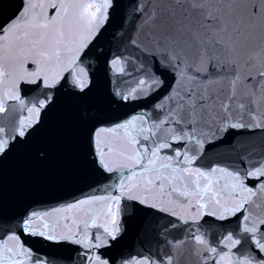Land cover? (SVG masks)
Wrapping results in <instances>:
<instances>
[{
  "label": "snow or ice",
  "instance_id": "snow-or-ice-1",
  "mask_svg": "<svg viewBox=\"0 0 264 264\" xmlns=\"http://www.w3.org/2000/svg\"><path fill=\"white\" fill-rule=\"evenodd\" d=\"M0 264H264V0H0Z\"/></svg>",
  "mask_w": 264,
  "mask_h": 264
},
{
  "label": "water",
  "instance_id": "water-1",
  "mask_svg": "<svg viewBox=\"0 0 264 264\" xmlns=\"http://www.w3.org/2000/svg\"><path fill=\"white\" fill-rule=\"evenodd\" d=\"M126 243L129 246V248H136L139 246V242L137 241L135 236L131 234L128 237H126Z\"/></svg>",
  "mask_w": 264,
  "mask_h": 264
}]
</instances>
